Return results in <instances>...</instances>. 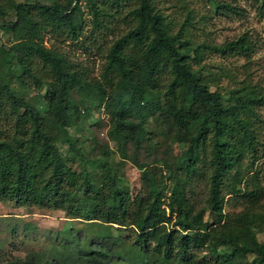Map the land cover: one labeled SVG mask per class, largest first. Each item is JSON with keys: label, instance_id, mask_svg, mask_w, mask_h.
<instances>
[{"label": "trees", "instance_id": "trees-1", "mask_svg": "<svg viewBox=\"0 0 264 264\" xmlns=\"http://www.w3.org/2000/svg\"><path fill=\"white\" fill-rule=\"evenodd\" d=\"M79 2L0 0V31L10 40L0 45V202L65 210L93 234L83 249L29 250L4 264H264V242L255 237L264 231V172L256 165L264 160V145L255 112L264 107V92L241 81L221 90L219 78L233 81V75L202 62L204 51L247 62L248 37L190 43L181 38L182 27L171 32L152 0ZM213 5L217 12H236L227 3ZM83 9L94 30L107 28L119 10L129 17L93 80L53 48L81 41ZM40 32L53 38L51 48L40 44ZM19 72L36 88L46 85L45 93L24 97ZM83 98L102 105L105 136L114 149L94 137L87 141L93 154L80 148L84 140L75 134L90 132ZM147 118L154 125L148 134ZM184 134V152L173 153L169 142ZM59 141L67 155L58 152ZM126 161L144 179L142 192L132 198L117 173ZM196 182L205 189L198 205L189 195ZM224 197L239 200L241 208L224 213ZM75 235L74 244L81 245L83 234Z\"/></svg>", "mask_w": 264, "mask_h": 264}, {"label": "rangeland", "instance_id": "rangeland-1", "mask_svg": "<svg viewBox=\"0 0 264 264\" xmlns=\"http://www.w3.org/2000/svg\"><path fill=\"white\" fill-rule=\"evenodd\" d=\"M14 2L24 0H13ZM42 4H49L51 1L59 2L61 0H33ZM99 1V0H98ZM101 2V1H100ZM216 2L230 4L235 8V13L222 9L217 12ZM84 4L83 0L79 2ZM153 8L164 16L165 21L170 22L171 32L174 33L179 27H182L181 38L188 39L190 43L205 42L208 44L219 45L224 41L234 39L240 34H245L251 42V51L247 62L242 57L221 59L215 54L204 51L202 62L208 64L213 69L214 66H223L233 75V81L225 78H219L218 87L221 90H228L238 85L241 81L244 85H254L257 89L264 92V0L250 2L248 0H152ZM104 11L106 9H103ZM116 12V11H115ZM112 21H108L107 28L94 30L90 26V16L86 9H83L84 28L79 42L64 41L63 44L57 45L49 34L40 32V44L43 47L51 48L50 44H54L53 48L62 54L71 67L79 70L88 80L96 79L99 74L100 67L103 63V56L110 45V42L122 34L125 29V23L129 21V17L125 15V10L117 11ZM113 14V12H112ZM11 17H4V19ZM124 19V20H122ZM186 19V22L184 20ZM1 20V17H0ZM131 23V21H130ZM128 24V23H127ZM9 35L0 31V45H7ZM33 70L37 76H41V71L36 60ZM2 61L0 58V74ZM214 71V70H213ZM22 80L21 93L24 97H32L34 95H43L46 85L39 84L36 88L35 84L28 77L23 76L19 72ZM24 77V78H23ZM167 75L163 74L160 79L164 81ZM18 83V82H17ZM17 83L13 82L14 88ZM147 97H151L153 91L148 90ZM19 93H17L18 95ZM72 101L79 105L81 100L74 93L70 94ZM85 107L89 108V114L84 120V125L89 131L84 129L78 131L75 135L83 138L84 142L80 144L82 151L87 154H93L90 150L88 142L90 138L99 144L105 142L107 147L114 149L115 142L107 139L105 136L106 115L102 109V105H98L93 99H82ZM259 122L257 123V139L264 145V107H259L255 111ZM146 133L154 132L152 118H147L144 124ZM69 133H73L69 130ZM188 134L180 136L177 142H169L173 153H183L188 142ZM58 152L63 156L67 155L66 146L61 141L56 143ZM264 172V160L259 159L256 163ZM73 171L78 169L77 161L70 163ZM117 173L121 176L123 184L126 187L127 194L130 198L142 192L141 184L144 182L142 173L129 162H124L118 169ZM192 190L189 194L195 204H200L204 196V186L200 182L191 184ZM166 196V194H165ZM264 204V196L261 201ZM241 208L239 200H231L224 197L222 211L231 213ZM67 212L62 209L53 208H37L34 206H14L11 202H0V264H4L5 260H14L16 257H23L26 251L48 252L53 246L57 249L59 246H65L69 250L84 248L89 238L93 234L92 230H87L83 224L76 222L79 219L69 218ZM207 220V216H204ZM112 227H115L113 225ZM70 230V236L67 231ZM80 231L83 238L79 241L81 245H75L73 241H77L76 232ZM257 241L264 242V231L256 232ZM222 250L223 248L218 247ZM202 254V253H201ZM249 259V256H247Z\"/></svg>", "mask_w": 264, "mask_h": 264}]
</instances>
